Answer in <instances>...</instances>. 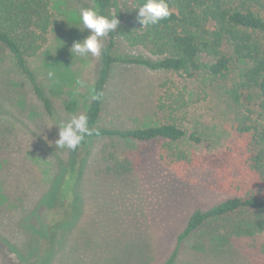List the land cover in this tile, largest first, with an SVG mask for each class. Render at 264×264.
Instances as JSON below:
<instances>
[{"label":"rangeland","instance_id":"374dc122","mask_svg":"<svg viewBox=\"0 0 264 264\" xmlns=\"http://www.w3.org/2000/svg\"><path fill=\"white\" fill-rule=\"evenodd\" d=\"M118 5L128 26H142L132 0H118ZM82 8L97 9L92 0H55L46 44L29 61L54 116L45 112L10 53L0 50V236L13 241L18 220L41 198L53 197L56 182L63 177L59 196L65 203L53 207L62 213L65 208L72 232L53 264H164L192 213L233 194L225 188L226 179L213 170L168 168L158 158V144L118 138L92 141L77 176L68 179L64 174L68 149L55 144L58 126L86 112L102 67V55L80 57L70 51L74 41L90 35L78 29ZM106 43L107 37L104 47ZM117 45V54L147 56L122 39ZM233 81L234 75L213 79L200 73L186 79L141 66L114 65L99 125L134 128L173 119L201 139L199 145L186 141L184 149L217 154L235 142L234 127L247 110L259 118L256 95L240 105L231 102L227 91ZM259 122L264 124V118ZM123 160L132 162V170L105 172L106 165ZM47 211L45 206L42 216ZM260 218L253 226L259 231L237 233L228 244L223 242L222 221L201 227L183 242L175 264H264L260 253L264 215ZM2 246L0 242V264H20Z\"/></svg>","mask_w":264,"mask_h":264},{"label":"trees","instance_id":"16d2710c","mask_svg":"<svg viewBox=\"0 0 264 264\" xmlns=\"http://www.w3.org/2000/svg\"><path fill=\"white\" fill-rule=\"evenodd\" d=\"M54 1L0 0V50L10 53L14 66L28 80L34 95L51 117L54 116L51 101L29 61L46 44L54 24ZM92 1L99 14L116 16L120 26L109 34L102 51V67L92 95L102 94V98H91L84 113L93 134L86 136L75 151L68 149L64 174H69L68 179L77 176L86 159L85 150L92 141L118 138L130 143L158 144V158L168 168L210 169L224 177L225 188L233 196L207 210L192 213L178 236L175 250L164 264H175L183 242L207 224L223 222L225 244L237 233L240 236L241 232L254 230V223L261 222L260 217L264 215V124L259 122L264 118V0H168L172 9L169 18L157 25L139 28L124 22L118 0ZM145 2L132 0L137 8ZM118 39L130 48L144 50L147 56L117 54ZM205 58L209 60L204 61ZM114 65L141 66L186 79L200 73L213 79L234 75L233 85L227 91L231 102L240 105L244 99L256 95L259 118H252V112L247 110L248 115L240 117L234 127L235 142L217 154H198L184 149L186 141L199 145L201 139L173 119L134 128L101 127L99 120L106 84ZM130 170L132 162L124 160L105 167L108 173L122 174ZM61 179L63 177L56 182L53 197L41 198L31 213H25L18 220L13 238L10 237L13 241L0 236V242L20 264H53L67 244L72 228L65 219V208L62 213L53 207L64 202L59 196L63 190ZM45 206L48 211L42 216ZM260 253L264 257V243Z\"/></svg>","mask_w":264,"mask_h":264},{"label":"clouds","instance_id":"9594fccd","mask_svg":"<svg viewBox=\"0 0 264 264\" xmlns=\"http://www.w3.org/2000/svg\"><path fill=\"white\" fill-rule=\"evenodd\" d=\"M172 14V9L168 0H146L137 10L138 23L143 27L154 26L166 20ZM79 23L81 32H90L83 41H74L70 49L72 55L80 57L99 58L104 48L103 40L109 34L116 32L120 26L119 19L99 14L95 8H82L79 12ZM52 76V73H49ZM82 85L81 81H77ZM102 94L92 96L93 100H99ZM58 139L55 141L56 147L75 151L84 141L86 136L93 134L89 127L88 117L84 114L73 115L67 122H62L58 126Z\"/></svg>","mask_w":264,"mask_h":264}]
</instances>
